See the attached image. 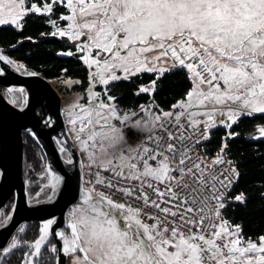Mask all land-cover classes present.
I'll list each match as a JSON object with an SVG mask.
<instances>
[{
  "label": "snow or ice",
  "instance_id": "6c2138e0",
  "mask_svg": "<svg viewBox=\"0 0 264 264\" xmlns=\"http://www.w3.org/2000/svg\"><path fill=\"white\" fill-rule=\"evenodd\" d=\"M29 2L0 0V26L22 30L29 15L62 5L68 11L60 19L68 23L61 28L49 17L51 35L75 42L87 68L88 103L77 97L67 121L91 178L69 214L71 234L56 232L71 264H264V234L245 239L242 225L222 214L240 176L225 159L227 144L211 159L199 152L217 123L231 128L241 116L264 114V0ZM0 60L24 68L8 56ZM145 72L155 79L140 84L137 96L155 93L176 73L190 87L167 110L154 97L135 110L121 108L112 85ZM258 132L264 136V126ZM60 180L49 181L53 195ZM246 199L243 192L234 197ZM53 223L44 220L39 236L24 241L29 250L20 264H45L42 246ZM18 243L14 236L0 249V264H11Z\"/></svg>",
  "mask_w": 264,
  "mask_h": 264
},
{
  "label": "trees",
  "instance_id": "16d2710c",
  "mask_svg": "<svg viewBox=\"0 0 264 264\" xmlns=\"http://www.w3.org/2000/svg\"><path fill=\"white\" fill-rule=\"evenodd\" d=\"M30 2L41 5L44 0H30ZM66 12L65 7L56 5L53 14L29 15L22 30L0 26V48L11 60L24 65L23 69L28 72L39 73L48 80L64 77L80 81L75 89L83 90L88 86L87 68L79 60L80 55L76 52L75 44L65 37L51 35L53 27L47 23L49 17L57 20L59 15ZM68 51L76 55L68 56L66 54ZM152 79H155L153 74L146 72L139 74L131 82L121 81L112 85L110 94L118 97L117 102L123 108H136L154 97L155 102L167 110L190 87L184 73H176L166 75L158 83L155 93L151 95L141 93L137 96L135 92L139 85L148 84ZM259 126H264V114H255L254 117L244 115L238 122L232 124L231 128L220 125L212 128L206 143V151L214 154L226 136V157L235 162L240 176L228 193L229 200L222 214L232 224L240 223L245 239L251 237L253 240L264 234V199L260 197V193L264 192V187H261L264 184V137H256ZM232 132L238 135H228ZM22 140V172L41 173L45 163L44 154L28 134L23 132ZM241 192L246 194V203L234 200V197ZM10 201L12 198L5 205L10 204ZM21 235L22 240H34L38 236V224L30 223ZM50 247L51 243H48L43 250L49 251ZM25 251H27L26 245H18L10 254L11 264H20ZM52 256L54 254H42L41 258L47 260V257Z\"/></svg>",
  "mask_w": 264,
  "mask_h": 264
},
{
  "label": "water",
  "instance_id": "95a60500",
  "mask_svg": "<svg viewBox=\"0 0 264 264\" xmlns=\"http://www.w3.org/2000/svg\"><path fill=\"white\" fill-rule=\"evenodd\" d=\"M0 55L7 56L1 48ZM1 89H23V107L11 103ZM23 132L44 154L49 181H54L56 176L61 177L55 194L50 195L52 199L27 200L22 175ZM61 149L67 152L68 159L62 155ZM81 165V156L63 118L62 99L50 80L39 73L28 75L17 71L13 65L0 60V209L11 197L14 198L9 219L0 225V249L7 246L14 234L29 222L41 225L44 220L51 219L54 223L48 237L53 238L58 249L55 264L57 260L66 264L63 242L56 232H64L68 210L81 203Z\"/></svg>",
  "mask_w": 264,
  "mask_h": 264
},
{
  "label": "rangeland",
  "instance_id": "374dc122",
  "mask_svg": "<svg viewBox=\"0 0 264 264\" xmlns=\"http://www.w3.org/2000/svg\"><path fill=\"white\" fill-rule=\"evenodd\" d=\"M49 2H51V0H49ZM42 5L43 4H41L40 6H42ZM57 5H59V4H57ZM28 6L29 7L31 6V2H29ZM64 14L66 15L67 12L64 13ZM45 15H50V14H45ZM61 15H59L58 19L55 20V21L57 22V24L61 28H63L64 26H66V24L68 22L65 21V20H61L60 19V16ZM53 31H55L54 28H53ZM57 36H59V35H57ZM65 38H67V37H65ZM71 42H73V41H71ZM73 43L75 44V42H73ZM78 54L81 55L80 53H78ZM20 71L25 73V69H20ZM69 81H75V80H71L69 78H64V77L50 80L52 86L56 89L57 93L59 94L60 98L62 99V114H63V118L65 120V123H66V127H67L68 132H69V128L71 127L68 124V121H67L68 106L71 103L76 102L77 97L80 98L79 99V102L81 104H87L88 103V100H87V92H86V89L88 88V86L85 89H83V90H77V89H75L77 83H69ZM97 87H100V89H97ZM103 89H104V86L98 84L96 86V88H95V91L103 94V92H104ZM2 93L4 94V96L11 103H13L12 101H16L15 103H13L14 105H16V106H18L20 108L23 107V105H24V92H21V91H19L17 89H12L11 92H9L8 90L2 89ZM102 98L107 99V97L106 96H103V95H102ZM149 102L150 101H148L146 103H143V104H148ZM221 119H225V117L224 116H217V120H221ZM229 123H231V122L229 121ZM219 125L220 126L227 127L226 125H221L219 123H217L216 126H219ZM69 134H70L71 139L75 143L76 148H77V150H78V152H79V154L81 156L82 164H84L85 167H86L88 162H87V158H86L85 154L81 151L80 146L74 140L73 134L70 133V132H69ZM256 137H264V136H261L259 134V132H258L257 135H256ZM224 139H226V136L224 137ZM62 154H63L64 157H67V154L65 152L64 153L62 152ZM85 167H83L82 172H83V170H84ZM22 175H23V178H24V181H25L28 202H35V201L43 200V199L49 197L52 194V189H51V187L48 186L49 185V177H48V174H47V171H46L45 163H44V168L41 171V173H39V172H31V171H23L22 172ZM37 193H39V195H37ZM13 202H14V198H12V201H10V204H8V205L6 204L5 206H3L0 209V225H2L3 223H5V218H7V220L9 219L10 214H11V211H12V208H13ZM77 204L78 203L74 204L73 206H75ZM73 206L67 212V215H66L67 223H68L69 219L71 218L69 214H70L71 210L73 209ZM25 230H26V228L23 229V230L20 229V230H18L14 234V236L17 239V241H19L18 245H25L24 244V241L25 240H22V238H21L22 237L21 234ZM11 240H10V242H11ZM28 241L31 242L33 240H31V241L28 240ZM47 243H48V241H47ZM45 246L46 245L42 246V250H43V248ZM28 250L29 249L27 248V251ZM46 264H54V262L51 259V262H46ZM66 264H71V256H67Z\"/></svg>",
  "mask_w": 264,
  "mask_h": 264
},
{
  "label": "built area",
  "instance_id": "2783aa9c",
  "mask_svg": "<svg viewBox=\"0 0 264 264\" xmlns=\"http://www.w3.org/2000/svg\"><path fill=\"white\" fill-rule=\"evenodd\" d=\"M120 106V105H119ZM121 108H123L122 106H120ZM137 108V107H136ZM136 108H132L133 110H135ZM210 132H211V129H210ZM209 139V138H208ZM207 140H201L200 142V146H199V152L204 155V156H207L209 159H211L212 157H214L216 155V153L219 151H216L214 154H209L207 151H206V143H207ZM227 144V140L226 139H223L222 141V144ZM221 144V145H222ZM221 147V146H220ZM225 159L226 161L228 160L227 157H226V154H225ZM227 167V164H223V165H219L217 166V171H220V170H223L224 168ZM91 177L89 176V172H88V168L87 166L84 168L83 170V175H82V185L83 187L85 186V182L88 181ZM231 190V189H230ZM229 190V191H230ZM229 191L226 193V196L228 197V193ZM223 210V209H222Z\"/></svg>",
  "mask_w": 264,
  "mask_h": 264
},
{
  "label": "flooded vegetation",
  "instance_id": "af4514ba",
  "mask_svg": "<svg viewBox=\"0 0 264 264\" xmlns=\"http://www.w3.org/2000/svg\"><path fill=\"white\" fill-rule=\"evenodd\" d=\"M63 153L65 152L66 154H67V152L66 151H62ZM63 155V154H62ZM65 158H69V156H68V154H67V157H65ZM11 198H13V197H11ZM10 198V199H11ZM32 222H34V221H31V222H29L27 225H26V227L30 224V223H32ZM35 223H37V222H35ZM38 224V236H39V228H40V224L39 223H37ZM68 224V223H67ZM25 227V228H26ZM24 228V229H25ZM64 232H65V234H67V235H70L71 233H70V229L68 228V227H66L65 229H64ZM38 236H36L35 238H34V240L38 237ZM47 241H48V243H51V246L52 245H55V242H54V240H53V238L52 237H49L48 239H47ZM47 241L45 242V245L46 244H48L47 243ZM42 254H54V253H52V252H49V251H45V250H42ZM40 259H42L44 262H51V259L53 260V262H54V264H55V261H56V252H55V254H54V256H52V257H47L46 259L47 260H45L44 258H41L40 257ZM48 260H50V261H48Z\"/></svg>",
  "mask_w": 264,
  "mask_h": 264
},
{
  "label": "bare ground",
  "instance_id": "6f19581e",
  "mask_svg": "<svg viewBox=\"0 0 264 264\" xmlns=\"http://www.w3.org/2000/svg\"><path fill=\"white\" fill-rule=\"evenodd\" d=\"M56 90V89H55ZM83 169V168H82Z\"/></svg>",
  "mask_w": 264,
  "mask_h": 264
}]
</instances>
